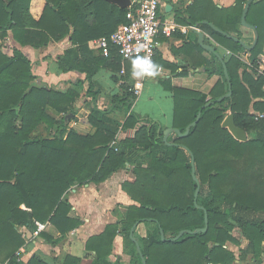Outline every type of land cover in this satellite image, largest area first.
<instances>
[{"label": "trees", "instance_id": "16d2710c", "mask_svg": "<svg viewBox=\"0 0 264 264\" xmlns=\"http://www.w3.org/2000/svg\"><path fill=\"white\" fill-rule=\"evenodd\" d=\"M246 1L236 0L230 13L218 16L217 9L209 7L208 16L197 20L229 51L225 58L210 53V60L202 59L205 65H191L193 69L204 66L212 75L213 63H218L219 79L208 94L160 80L172 93L174 128L183 133L201 111L186 136L171 133L166 141L163 131L167 127L131 110L135 96L125 83L120 84L123 94L113 97L109 108L93 107L87 116L95 128L93 133L81 134L69 128L68 122L76 119L77 89L61 91L36 84L31 61L19 49L8 55L0 46V261L20 264L15 253L25 239L19 227L33 231L35 221L49 222L61 237L79 227L82 220L68 215L71 205L65 193L75 185L100 183L127 166L135 178L123 181L121 188L137 204L126 207L123 219L107 224L100 234L87 239L85 247L95 255L90 264H121L108 259L118 235L131 255L130 264H232L234 254L225 245L238 243L241 236L248 240L243 253L260 258L264 252V123L255 120L249 109L252 104L253 110L264 111V103L253 102L264 95V75L258 72V61L264 56V0H253L245 15L258 35L250 50L240 43L244 40L241 32L235 31ZM81 3L0 0V40L11 33L20 46L37 50L68 36L72 46L57 58L59 70L85 73L89 83L100 68L119 74L123 59L117 48L110 45L105 56L95 41L110 37L126 22L128 7L108 0ZM205 20L225 34L212 29ZM242 54H249V62ZM131 60L135 59L124 60L128 62L123 65V80L130 74ZM229 84L231 95L217 101L229 91ZM48 108L62 116L53 117ZM116 112L123 115L122 122ZM228 113L245 130L246 141L235 139L221 126ZM40 126L49 128L50 133L37 134ZM119 129H132L134 133L113 145ZM191 156L199 181L196 200ZM205 212V232H185L176 238L182 230L204 227ZM142 222L153 224L146 237L136 232ZM39 234L56 242L45 232ZM78 261L68 255L62 264ZM25 264L47 263L32 256Z\"/></svg>", "mask_w": 264, "mask_h": 264}, {"label": "crops", "instance_id": "0c3cea01", "mask_svg": "<svg viewBox=\"0 0 264 264\" xmlns=\"http://www.w3.org/2000/svg\"><path fill=\"white\" fill-rule=\"evenodd\" d=\"M78 1L81 3L86 0ZM133 1L131 0V3ZM235 4L236 0H160L159 19L162 25L169 27L170 31L168 34L159 33L157 35L153 71L151 70L144 78L138 76L134 70L135 60H131L132 68L126 80L121 77L125 74L123 65L128 62L124 60H122L119 74H114L106 68H100L92 76L90 83L85 79V73L59 70L56 65L57 58L65 49L72 46L68 36L57 42L51 41L46 46L35 50L30 46H20L13 40L12 34L8 33L4 41L0 40V46L1 50L8 55L12 54L14 48L19 49L31 61V72L36 76V84L44 83L61 91L69 87L77 89L79 97L75 103L76 119L71 120L68 126L78 133H93L95 128L90 126L87 121V116L92 112L93 107L109 108L113 97L123 94L120 86L122 83L129 86L134 94V86L138 81H141V85H139L137 94H134L135 99L131 110L140 116L158 121L165 127H173L172 93L162 86L160 80H169L174 87L208 94L219 79L216 66L218 63H213L215 72L212 75L206 72L204 66L193 69L191 65H205L202 59L210 60V53H214L218 58H225L229 55V51L220 46L197 20L208 16L211 7L212 10L217 9L215 15L218 16L220 13H230ZM205 21L203 22L209 23L207 20ZM235 31L241 32L243 42L247 45L253 41L252 29L236 24ZM197 32L203 34L201 42ZM229 34L236 35L234 32H229ZM206 40L208 43L205 42ZM202 45L211 46L214 52L206 50ZM93 49L95 53L98 52L97 48ZM241 57L249 62V54H242ZM261 57L264 56L261 55ZM127 64L129 65V63ZM182 72L187 73L181 75ZM254 101L264 103V95L254 98ZM47 111L55 118L62 116L51 108H48ZM249 112L255 120H261V123H264V118H255L254 113L258 111L253 110L252 104ZM115 115H118L122 122L123 115L120 112H116ZM36 133L48 135L50 129L40 126ZM133 133L132 129H119L115 140L131 137ZM250 134L251 136L255 135L253 132ZM134 178L131 168L127 166L125 169L110 174L100 183L88 182L71 187L65 193V198L71 205L68 215L80 218L82 224L61 237L49 223L42 232L55 237L56 242L54 243L45 240L40 234L33 236L32 230L26 226L19 227L18 230L25 239V243L16 251V261L25 264L32 256H35L47 264H62L64 258L69 255L79 259L77 264H90L95 255L86 249L87 239L100 234L107 224L123 219L126 207L137 204L121 188L123 181L132 182ZM152 227V223L142 222L137 225L136 232L140 236L146 237ZM237 241L238 243L227 242L225 245L234 254L232 264H264V252H261L260 258L256 259L250 253H243L248 244L245 237L241 236ZM124 244L120 235L115 237L111 253L108 256L111 262L117 260L121 264L131 263V255L125 250Z\"/></svg>", "mask_w": 264, "mask_h": 264}, {"label": "built area", "instance_id": "2783aa9c", "mask_svg": "<svg viewBox=\"0 0 264 264\" xmlns=\"http://www.w3.org/2000/svg\"><path fill=\"white\" fill-rule=\"evenodd\" d=\"M135 3V5H134ZM160 0H134L126 13V22L118 25L110 37H101L96 41L101 53L108 55L110 45L117 48L118 54L123 60L135 59L134 70L141 78L146 77L153 67L154 54L156 50V37L159 33L168 34L170 29L162 25L159 19ZM137 60H146L151 66L144 71L136 66ZM258 72L264 75V57L258 61ZM141 81L134 86V94L139 91ZM256 119L264 118V111L254 113ZM114 140L111 144H115ZM33 236L44 231L49 222L35 221ZM0 264H11L10 261H0Z\"/></svg>", "mask_w": 264, "mask_h": 264}, {"label": "water", "instance_id": "95a60500", "mask_svg": "<svg viewBox=\"0 0 264 264\" xmlns=\"http://www.w3.org/2000/svg\"><path fill=\"white\" fill-rule=\"evenodd\" d=\"M108 1H110V2H112V3H115V4L119 5L121 8H127V7L131 4V0H108ZM252 1H253V0H247V1H246L245 5H244V8H243V10H242L241 19H240V24H241L243 27H245V28H249V29H252V31H253V36H254V38H253V42H252L251 45H246L243 41L238 40V41H240V43H241L242 45L245 46V48H246L247 50L252 49V48L254 47V45L256 44L257 39H258L257 31L254 29L253 26L249 25V24L245 21V15H246L247 10H248V7H249V5H250V3H251ZM204 22H206V21H204ZM209 25H210V27H211L212 29H214L215 31H218V32H220V33L225 34V33L222 32L221 30H219L217 27H215L213 24H209ZM197 34H198V37H199V41L201 42V41L203 40V34H202V33H199V32H197ZM235 40H237V39L235 38ZM202 46H203L206 50H209V51L214 52V49H213L211 46H209V45H202ZM223 70H224L225 77L228 79V75H227V72H226L225 67L223 68ZM228 87H229V91H228L224 96H222V97H220L219 99H217V101H219V100H221V99H223V98H225V97H229V96L231 95V85L229 84ZM209 104H210V103H207L206 105H209ZM200 113H201V111H199V112L197 113L195 120L186 126L185 131H184L183 133H181L180 130L177 129V128H174V127H167V128L163 131V140L166 141L167 138H168V136H169L171 133L176 134L178 137L186 136V135L188 134L190 128H191L192 126H194V125L198 122V120H199V118H200ZM70 116H71V115H67L66 118H69ZM221 126H222L223 128L228 129V131L232 134V136H233L235 139H237V140H239V141H246V140H247V134H246L245 130H244L243 128H241V127H238V126L235 124V122H234V116H233L232 113H228V114L224 117V119H223V121H222V123H221ZM191 165H192V172H191V174H192V178L194 179V181H195L196 184H197V187H196V190H195V193H194V200H196V197H197L198 192H199V181H198V179H197V177H196V175H195L194 159H193V156H191ZM204 220H205V225H204V227H202V228H197V229H194V230H192V231H190V230H182V231H180V232L178 233V235H177L176 238H178L179 236H181V235H182L183 233H185V232H188V233L205 232V231L207 230V215H206V212H205V215H204ZM131 234H132V230H131ZM161 238H162V240H164V235H163V232H162V231H161ZM137 250L139 251V247H138V246H137ZM143 264H145L144 261H143Z\"/></svg>", "mask_w": 264, "mask_h": 264}, {"label": "clouds", "instance_id": "9594fccd", "mask_svg": "<svg viewBox=\"0 0 264 264\" xmlns=\"http://www.w3.org/2000/svg\"><path fill=\"white\" fill-rule=\"evenodd\" d=\"M136 66L144 71H148L151 67L146 60H137Z\"/></svg>", "mask_w": 264, "mask_h": 264}, {"label": "rangeland", "instance_id": "374dc122", "mask_svg": "<svg viewBox=\"0 0 264 264\" xmlns=\"http://www.w3.org/2000/svg\"><path fill=\"white\" fill-rule=\"evenodd\" d=\"M68 123H69V125H70V121H69Z\"/></svg>", "mask_w": 264, "mask_h": 264}]
</instances>
